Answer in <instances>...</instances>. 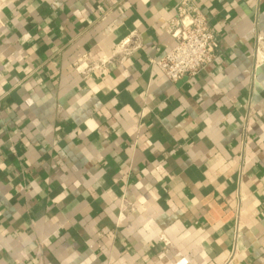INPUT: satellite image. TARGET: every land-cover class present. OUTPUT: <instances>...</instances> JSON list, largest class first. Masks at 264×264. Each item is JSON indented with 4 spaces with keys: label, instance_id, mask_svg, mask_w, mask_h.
I'll return each mask as SVG.
<instances>
[{
    "label": "crops",
    "instance_id": "1",
    "mask_svg": "<svg viewBox=\"0 0 264 264\" xmlns=\"http://www.w3.org/2000/svg\"><path fill=\"white\" fill-rule=\"evenodd\" d=\"M180 1L0 0V264H264V0H194L216 55L171 81Z\"/></svg>",
    "mask_w": 264,
    "mask_h": 264
},
{
    "label": "built area",
    "instance_id": "2",
    "mask_svg": "<svg viewBox=\"0 0 264 264\" xmlns=\"http://www.w3.org/2000/svg\"><path fill=\"white\" fill-rule=\"evenodd\" d=\"M175 9L176 18L171 21L168 28L169 33L175 38V44L163 57L153 61V64L171 81L194 75L209 65L215 58L218 43L208 16L197 2L182 0L177 3ZM139 47L137 39L128 37L114 47L111 55L97 59H91L86 55L79 58L75 66L86 76L92 72L105 73L117 55H123L124 59ZM254 58L255 68L264 64V38L261 36H257L255 40Z\"/></svg>",
    "mask_w": 264,
    "mask_h": 264
}]
</instances>
